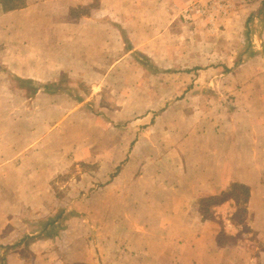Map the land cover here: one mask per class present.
Here are the masks:
<instances>
[{
	"label": "crops",
	"instance_id": "crops-1",
	"mask_svg": "<svg viewBox=\"0 0 264 264\" xmlns=\"http://www.w3.org/2000/svg\"><path fill=\"white\" fill-rule=\"evenodd\" d=\"M246 1L250 4L245 14L252 11V17H257L264 13V0ZM25 2L24 8L7 12L0 3L2 29L11 28L13 36L19 32L23 36L21 43H15L19 38H14L11 44L1 42L0 78L9 75L46 85L58 83L64 76L67 83L59 92L39 90L34 95L23 84L12 86L14 92L19 90L31 95L27 98V112L22 104L19 111L15 102H0V114L6 115L0 116V264H255L254 256H248V249L238 247L239 244L220 247L217 224L203 220L198 209L191 206L196 205L201 195L225 190L231 182L246 185L251 194L247 224L253 231V244L260 245L264 254V118L226 136L185 138L188 139L185 154L194 153L203 159L190 172L172 174L167 182L145 176L146 172L130 179L131 168L124 165L106 183L95 186L85 203L83 199L82 205L71 203L70 209L76 214L86 213L87 220L93 217L94 224L102 228L85 227V220L47 232L48 222L77 218L73 217L72 210H65L61 215L63 209L53 217L58 196L51 186L52 181L70 168L69 157L76 159L79 153L76 155V147L64 145L73 139L68 134L86 125L100 128L102 121H93L90 100L76 96L70 80H81L92 91L99 90L109 74L110 60H117L114 62L117 65L119 52H124V31L136 45L132 38L139 27L129 23L124 26L119 21L120 11L103 5L107 0H102L100 18L72 16L71 9L62 10L61 4L47 6L38 5L36 0ZM31 10L47 12L46 18H19ZM12 17L18 19L11 20ZM14 29L17 32H13ZM258 41L264 43V29ZM7 85L9 83H0L1 93ZM3 125H12L15 131L3 132ZM88 140L93 141L92 137ZM21 146L25 150L16 156ZM36 148L40 152L37 153ZM81 151L84 156L78 159L89 160V150L82 148ZM134 152L138 154L137 149ZM22 154L27 157H21L19 163L13 160ZM11 157L13 159H7ZM214 157L229 159L213 165L211 158ZM239 158L244 160L239 161ZM223 171L231 174L226 176ZM95 198L99 200L96 202ZM91 202L101 204V216L99 211L95 214L96 210L90 208ZM159 204L169 206L166 217L171 221L172 234L169 245L161 250L156 236L143 234L148 228L141 227L143 217L139 216L142 207L152 210ZM110 205L118 206L115 213L111 212ZM230 227L228 234L235 236L241 231L231 223ZM263 259L261 264H264Z\"/></svg>",
	"mask_w": 264,
	"mask_h": 264
},
{
	"label": "rangeland",
	"instance_id": "rangeland-1",
	"mask_svg": "<svg viewBox=\"0 0 264 264\" xmlns=\"http://www.w3.org/2000/svg\"><path fill=\"white\" fill-rule=\"evenodd\" d=\"M195 1L107 0L103 4L102 0H36L38 5L61 4L62 10L78 8V15H82L79 18H100L103 16L102 4L105 7L109 5L120 11L119 21L124 26L129 23L132 27H139L132 38L137 42L136 45L131 43V38L124 31V52H119L120 61L117 65L114 63L117 60H110L109 74L100 84L99 90L92 91L81 80H70L74 94L90 100L92 107L89 109L94 114L93 121H102L98 125L100 128L86 125L82 129H72L68 134L73 139L64 145L76 147V155L79 153L76 159L69 157L70 168L57 174L52 181L51 186L58 196L54 203L53 217L63 209L72 210L73 217L77 218L58 221L47 232H54L61 225L67 228L71 223L79 224L85 220V227L102 228L94 224L96 221L93 217L87 220L86 213L76 214L70 209L71 203L82 205V199L85 203L95 186L106 183L124 165L131 168L130 179L135 174L139 176L146 172L145 176H155L156 181L167 182L172 174L190 172L203 159L194 153L185 154L184 148L188 143L185 138L190 136L192 140L197 136L208 139L226 136L231 131L237 133L251 122L264 120V43L258 41L264 29V13L257 17H252V11L245 14L244 10L250 4L248 1H234L228 12L216 13L211 18L195 12L185 13ZM32 10L19 18H46L47 12ZM3 23L0 24V47L3 45L1 42L11 44L14 38H19L15 43H21L22 32L13 36L11 28L2 29ZM0 80V83H9L3 87L2 93L0 91V102H15L19 111L23 105L27 112V98L31 95L19 90L14 92L12 87L25 82L20 83L18 78L9 75H4ZM24 86L30 88L29 85ZM3 115L6 117L4 113L0 114ZM5 130L12 133L15 128L3 125L2 131ZM90 137L93 140L91 143L88 140ZM45 148L49 151V148ZM82 148H87L91 153L89 160L78 159L84 156ZM61 149L66 150L64 146ZM135 149L138 154H135ZM18 150L16 156L25 149L21 146ZM35 150L40 152L38 148ZM21 157L27 155L7 159L19 160V163ZM228 159L214 157L211 161L215 165L216 162L221 164ZM243 160L239 158V161ZM81 164L86 166L82 167ZM223 172L226 176L231 174L230 171ZM94 200L97 202L99 198ZM89 204L90 208L96 210L95 214L102 210L100 203ZM109 207L115 213L118 206ZM191 207L198 209V204ZM168 209V205L159 204L156 207L154 205L152 210L142 207L139 212V216L143 217L141 227L148 228L143 230V234L156 236L158 242H161L159 250L172 240L171 221L167 219ZM219 212L225 220L226 229L230 231L231 222L227 218L231 208L223 206ZM150 216L153 221L147 218ZM95 218L99 219L97 216ZM214 223L219 233L221 225ZM243 234L226 239L227 244L230 242L227 247L239 244L238 247L248 249V256H254L255 264H261L263 248L253 244L251 233Z\"/></svg>",
	"mask_w": 264,
	"mask_h": 264
},
{
	"label": "trees",
	"instance_id": "trees-1",
	"mask_svg": "<svg viewBox=\"0 0 264 264\" xmlns=\"http://www.w3.org/2000/svg\"><path fill=\"white\" fill-rule=\"evenodd\" d=\"M17 1V2H15ZM1 5L3 6L4 11H12L16 9L24 8L26 5L25 0H0ZM91 9V8H90ZM78 8H72L70 13L72 16H79L77 13ZM92 10V9H91ZM63 80L59 81L58 83L53 84H46V85H37L33 81H23L19 79V82L24 83L23 85H29V89H31L30 94L34 95L39 90H46V91H53L59 92L62 85L67 82ZM82 167H85V164H81ZM113 177V176H112ZM250 189L246 185L235 181L231 182L229 187L225 190H221L218 193H211V194H203L198 198V211L202 216L203 220H209L213 222H218L221 225V230L217 236V244L220 247H226L229 245L230 242H226V239L235 238L241 235L244 232L252 233L253 231L247 224V219L249 218V200H250ZM228 207L231 208V212L227 219L231 222L234 227L240 228L241 231L237 233V235L228 234V230L226 229V223L224 218L220 215V208L221 207ZM65 213V210L60 212L61 215ZM60 217V216H59ZM63 221V220H62ZM50 226L57 225L58 222L56 220L48 222ZM57 228V227H56ZM62 229L59 226L56 230ZM231 244H234L231 242Z\"/></svg>",
	"mask_w": 264,
	"mask_h": 264
},
{
	"label": "built area",
	"instance_id": "built-area-1",
	"mask_svg": "<svg viewBox=\"0 0 264 264\" xmlns=\"http://www.w3.org/2000/svg\"><path fill=\"white\" fill-rule=\"evenodd\" d=\"M234 1L243 3L246 0H196L192 3L191 8L185 10V13L195 12L211 18L216 13L228 12Z\"/></svg>",
	"mask_w": 264,
	"mask_h": 264
}]
</instances>
